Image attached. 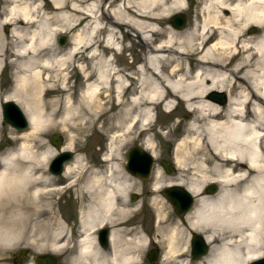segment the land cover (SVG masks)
<instances>
[{
  "label": "bare ground",
  "instance_id": "6f19581e",
  "mask_svg": "<svg viewBox=\"0 0 264 264\" xmlns=\"http://www.w3.org/2000/svg\"><path fill=\"white\" fill-rule=\"evenodd\" d=\"M187 3L114 0L105 10L103 0H0V72L7 59L13 69L12 86L3 89L0 78V98L17 103L29 123L28 130L12 136L18 146L0 153V245L10 249L31 223L46 229L54 223L58 229L51 233V250L60 252L68 238L65 222L53 211V198L70 187L78 192L80 206L71 264H143L148 239L130 225L137 207L128 199L142 184L133 176L141 175L123 170L116 160L134 128L146 134L153 126L154 109L170 112L178 100L191 117L176 145V176L154 166L149 189L153 230L162 235V263L247 264L264 257V0H203L200 20L180 32L163 29L165 37L152 45V33L160 30L158 20L187 8ZM4 23L11 27L6 34L1 31ZM251 25L260 30L246 35ZM117 27L125 34L134 30L150 42L134 73L122 74L113 57L103 55L104 48L121 54ZM74 29L70 47L62 54L56 38ZM102 30L104 39L98 38ZM83 54L91 58L93 71L79 62ZM185 59L194 65L183 67ZM72 65L84 80L95 79L86 84L79 100L68 94L53 106L63 105L71 120L82 116L83 129L100 122L102 133H113L99 157L100 167L87 165L76 154L60 174L66 184L59 185L46 170L55 150L35 143L49 121L41 95L71 89L66 80ZM59 74L61 86L47 87L45 82L57 80ZM129 80L133 86L125 98ZM213 91L227 92L226 102L211 98ZM156 145L149 136L142 143L154 160ZM181 145L186 148L180 152ZM73 146L70 142L60 151ZM199 153L204 160L196 157ZM215 183L216 192H207ZM171 186L196 197L191 210L178 215L168 209L166 200L171 201L160 193ZM46 214L48 220H40ZM102 225L110 230L105 247L95 235ZM195 232L209 249L193 260L189 251L191 246L192 255Z\"/></svg>",
  "mask_w": 264,
  "mask_h": 264
},
{
  "label": "rangeland",
  "instance_id": "374dc122",
  "mask_svg": "<svg viewBox=\"0 0 264 264\" xmlns=\"http://www.w3.org/2000/svg\"><path fill=\"white\" fill-rule=\"evenodd\" d=\"M45 0H43L44 2ZM114 0H103L105 10H107L108 6ZM118 0H115L117 2ZM187 8L185 9H179V10H173L168 15H163L161 19L158 20L157 24L160 27V30H158L155 33H152L151 38V44L154 45V42L160 38L165 37V33L163 32V29L170 28L173 31L180 32L185 29H189L190 26L195 22V20L201 19L200 14V7L203 3V0H186ZM114 4V3H113ZM112 4V5H113ZM176 13H182L186 17V25L183 29H176L173 28L170 23V18L172 15ZM10 24L4 23L1 26V31L3 33H7L10 30ZM252 28H256L255 31H252ZM115 36L118 37V40L120 41V44L122 45V51L121 54L115 53V51H107L105 48L103 50V55L108 56L111 55L113 57V64L117 69L121 71L122 74L125 73H134L136 71V66L139 63H142L145 58V53L148 50L147 44H150V42L147 43L143 39V37L140 35V33L129 30V34H125L124 28L119 29L118 27L115 29ZM260 29L257 26H249L245 30L246 35L255 34ZM76 34V29L74 30H68L67 33H59L56 38V45L58 46L59 51L61 53H65L67 49L70 47V42L72 41V38ZM61 36H65L66 40L64 44L59 43V39ZM106 36V33L104 30L99 32L98 38L104 39ZM86 53V52H85ZM81 58L79 59V62L85 67L89 66L93 71V66L91 62V58L86 55H81ZM79 58V57H77ZM186 60V59H185ZM183 60L182 66L188 67L194 65V61L190 60ZM6 62V63H5ZM2 66V71L0 72V78L2 80V87L3 89H6L10 86H12L13 82V75L11 74L13 69L11 64L5 61ZM190 63V64H188ZM167 65V64H165ZM75 66V65H74ZM166 68V66L164 67ZM68 75H67V85L71 88L66 93H43L41 95V99H43L42 107H43V115H45L47 118H49V121L47 122L45 128L42 130L40 134V141H37L35 144L39 148L43 147H49L55 150V154L49 159L50 160L58 153L60 152L61 147L64 145H67L68 143H73L74 146L71 150L73 153V157L78 154L81 157H83L84 162L87 163V165H96L100 167L102 165L101 161H99V157H101L104 153H106L107 150V142L109 139V135H111L113 132H104L102 133L99 126L100 122L95 124L96 126L94 128H81V121L82 116L80 118H74L70 119L72 114L66 115V111L63 108V105L59 106H53V103L58 101L61 103L63 99L66 98V95H73L74 100L77 98L79 100L78 96L81 94L82 90H84L86 84L88 82H91L95 78H92L91 80H84L82 77V73L78 67H70L68 69ZM62 75L59 74L58 79L54 80L52 82L46 81L45 84L47 87L54 86H61L62 82ZM130 81V80H129ZM132 85L128 88L127 92H124L125 98L129 97V91L131 87L133 86V82L130 81ZM224 92L225 95H227V92L225 91H219ZM101 98L102 101H104V88L101 91ZM176 104L174 105V108L167 112L165 109L161 107H157L154 109V122L153 126L146 134H144V130H141L139 128H134L131 133L128 135V138L124 140L120 147V157L116 160L118 161L122 169L126 171L125 169V157L128 152V150L134 146L138 145L139 147H142V143L144 142L145 138L147 136L151 137L152 140L157 144L156 145V151H157V158L155 159V162L158 164V166L161 167L159 160L163 159L172 167V171L170 173L166 172L167 176L169 177H175L176 175V167H175V150L176 145L178 144L179 139L183 138L185 136V122L191 117V114L183 109L182 103H180L178 100H176ZM76 102V101H75ZM3 103V99L0 98V117H1V106ZM77 103V102H76ZM56 107V109H55ZM55 109V110H54ZM116 111V108L113 107V112ZM102 118L100 119V121ZM1 131H0V153L3 152L7 147H17L18 146V140L17 138H12V136H18L20 134V131L14 129L13 127L4 124L1 117ZM29 129V128H28ZM27 129V130H28ZM26 131V130H25ZM57 135L60 139V147H56L52 142L51 138L53 136ZM74 138V140H73ZM143 148V147H142ZM185 146L181 145V148L179 151L181 152L182 149L185 150ZM147 151V150H145ZM149 152V151H147ZM196 157L200 160H204L202 156V153L195 154ZM154 161V159H153ZM48 163L46 165L47 172L54 176V178L59 180V185H64L65 179L62 178V176L51 174L48 170ZM94 169V168H92ZM171 175V176H170ZM80 179L83 177H79ZM77 179V178H76ZM209 185H215V184H209ZM151 189L150 187H147V185L138 192L134 193V188L131 190L129 195H135L136 198L133 200H130V196L128 199L130 200L131 205H134L133 207H137V212L135 213V216L130 219V225L133 227L137 226L140 231L144 234H146V237L148 239V246L143 250V257L142 261L143 264H163L162 263V251L163 247L161 246V242H159V238L162 237V235L156 231L153 230V218H154V211H153V201L149 200L150 197H146L145 191ZM153 191H151L152 193ZM163 197L164 195L162 192L160 193ZM78 192L73 190V188H65L60 193L54 195V204H53V211L55 213L56 218L59 217L60 220H63L66 225V231H67V238L68 243L65 247H61V251H53L51 250V242H53L52 232L56 231L58 229L57 224H52V226L46 228H41L39 226H34L32 223L27 226V229L23 236L19 237L15 244L9 249L2 245H0V264H35L34 262V256L36 254H44V253H53L57 255V264H71V258L73 257L75 253V236L78 231V223H79V204H78ZM165 197V196H164ZM166 205L169 206L168 209H171L175 214H178L174 208L172 207L171 203L166 200ZM49 211L48 209H46ZM48 215L46 214L44 217H41V219L48 220ZM180 215V214H178ZM173 218L172 215L170 216V219ZM199 235L201 233L195 232ZM192 234V233H191ZM191 234L189 237V244L191 239ZM159 237H158V236ZM157 237V238H156ZM21 241V243H19ZM59 243L57 242L56 246ZM153 247L154 249L157 248L159 250L158 257L155 261L150 262L147 259V252L149 249ZM20 250H26V255L23 256V259L21 262L17 263L15 255ZM190 258H192L191 255V246H190ZM194 260V259H193ZM197 260V259H196Z\"/></svg>",
  "mask_w": 264,
  "mask_h": 264
},
{
  "label": "water",
  "instance_id": "95a60500",
  "mask_svg": "<svg viewBox=\"0 0 264 264\" xmlns=\"http://www.w3.org/2000/svg\"><path fill=\"white\" fill-rule=\"evenodd\" d=\"M170 23L176 29H182L186 25V17L182 13H176L171 16ZM253 28L252 31H255ZM60 44L65 43V36H61L59 39ZM211 98L217 100L219 103L224 104L226 102V95L224 92L213 91L211 92ZM1 116L4 124H9L14 129L18 131H24L29 127L28 119L22 108L14 101L8 100L3 102L1 107ZM51 142L56 146L60 147L61 139L55 135L51 138ZM73 158V153L71 151H60L49 163L48 169L54 175H59L62 173L63 166L65 163ZM153 164V158L150 153L145 151L138 145H134L129 149L126 156V168L133 172V174L139 173L140 178H148L151 172V167ZM169 171V170H168ZM216 187L214 185L207 189V192H214ZM163 195L166 196L173 205L175 211L179 214L185 213L193 207L195 196L188 190L172 186L168 187L163 191ZM107 228L101 230V236L99 237V242L103 247L106 246L107 241ZM192 245V257L198 258L199 256L207 253L209 246L205 241L204 237L199 234H194L191 240ZM26 250H20L16 255V262L22 261L23 256L26 255ZM148 259L153 262L157 259V250L151 249L147 253ZM35 264H57V256L53 253L36 254L34 256ZM248 264H264V257L253 260Z\"/></svg>",
  "mask_w": 264,
  "mask_h": 264
},
{
  "label": "flooded vegetation",
  "instance_id": "af4514ba",
  "mask_svg": "<svg viewBox=\"0 0 264 264\" xmlns=\"http://www.w3.org/2000/svg\"><path fill=\"white\" fill-rule=\"evenodd\" d=\"M159 162H160V165H161V167L163 168V172L166 174V172H167V168H169L171 171H172V167L169 165V164H167V162L165 161V160H159ZM154 166H158V164L155 162V160L153 161V166H152V168H151V172H150V175H149V177L147 178V179H143V178H140V177H137V176H133V177H135V179L137 180V182H138V184L139 183H142L141 184V186H140V190H141V188H143V187H145L146 185H147V187H150V184H151V179H152V174H153V172H154ZM127 171V170H126ZM128 172V171H127ZM169 173V172H168ZM167 175V174H166ZM175 175V174H174ZM171 176V175H170ZM145 194H146V197H151V191H149V190H147V191H145ZM131 198H130V200L132 199H134V198H136V196L135 195H129ZM128 196V197H129ZM109 231L110 230H108V232H107V235L109 234ZM97 239H98V243H99V237L101 236H99V231H97ZM101 244V243H100ZM106 246H108V236H107V241H106ZM151 249H154L153 247H151L150 249H149V251L151 250ZM156 250H157V254H159V250L157 249V248H155ZM148 251V252H149ZM147 252V253H148Z\"/></svg>",
  "mask_w": 264,
  "mask_h": 264
}]
</instances>
